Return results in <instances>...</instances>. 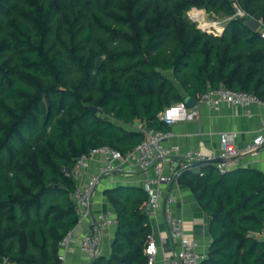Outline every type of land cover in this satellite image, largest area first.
<instances>
[{
  "label": "trees",
  "instance_id": "16d2710c",
  "mask_svg": "<svg viewBox=\"0 0 264 264\" xmlns=\"http://www.w3.org/2000/svg\"><path fill=\"white\" fill-rule=\"evenodd\" d=\"M193 8L228 17L223 32L198 27ZM262 28L264 0H0V264H60L77 223L76 159L100 146L133 150L144 138L137 121L168 131L165 108L220 86L264 102ZM200 171L187 181L210 218L200 264H264V173ZM104 194L114 239L89 264H148L147 194Z\"/></svg>",
  "mask_w": 264,
  "mask_h": 264
},
{
  "label": "built area",
  "instance_id": "2783aa9c",
  "mask_svg": "<svg viewBox=\"0 0 264 264\" xmlns=\"http://www.w3.org/2000/svg\"><path fill=\"white\" fill-rule=\"evenodd\" d=\"M233 7L236 9V17L248 19L237 3L234 2ZM196 11V9H192V12L195 13ZM196 17L189 18L193 22L199 21L195 19ZM213 25L198 27L206 29L213 34H221L223 32V29L221 30L219 26L215 28ZM261 37L264 38V28L261 29ZM223 104L243 107L248 114V109L251 105H260L262 102L251 93L234 91L220 86L208 88L192 107H187L184 101H180L165 108L158 117L167 127H170L178 121L194 120L198 116L199 105L217 110ZM143 133V140L126 154H122L108 146H100L92 149L89 155H83L76 159L73 170L76 188L72 195V200L77 214V223L75 228L69 231L60 241L59 249L63 250L70 243L75 242V229L87 222V230L79 238L78 246L89 262L98 256L104 231L117 224L116 215L108 209L95 214L91 213L90 209L94 192L101 179L108 178L112 182V177L116 173H122L125 177L140 174L142 178L140 187L147 194L144 211L149 219H153L162 208L163 190L161 186L171 184L178 175L176 170L168 172L164 170L165 165L172 156L181 155L184 161V168L194 162H213L219 158L222 162L216 164L219 171L223 172L236 167V158L238 156L254 152L264 145V133L257 134L244 148H238L230 135L222 133L220 135V152L218 155L204 156L199 151L190 150L180 154L177 146L166 144V141L171 136L170 131L145 129ZM94 164L95 172L85 179V174L90 170L91 165ZM199 174L202 175L201 172ZM164 221L175 249L171 256L163 258L162 264H200L203 257L197 251V243L185 235L182 218L173 216L170 212L165 211ZM259 237L264 238V229H262ZM145 253L148 256V264H156L158 247L151 235L148 236ZM59 261L60 264H63L64 255L59 254ZM3 264L13 263L5 261Z\"/></svg>",
  "mask_w": 264,
  "mask_h": 264
},
{
  "label": "crops",
  "instance_id": "0c3cea01",
  "mask_svg": "<svg viewBox=\"0 0 264 264\" xmlns=\"http://www.w3.org/2000/svg\"><path fill=\"white\" fill-rule=\"evenodd\" d=\"M224 23L223 27L225 28L226 23ZM248 110L249 113L247 114L243 107L223 104L217 110H213L204 105H199L198 116L194 120L178 121L169 127L168 131H170L171 136L166 144L177 146L180 154L190 150L199 151L204 156L218 155L220 152V135L227 133L238 148H244L257 134L264 133V102L260 105H251ZM140 128L142 130L147 129L144 125ZM211 164L217 165L216 163ZM204 165L191 168L188 175H181L182 171L187 169L184 168L181 155L172 156L165 165V172L176 170L178 175L171 184L161 186L163 190L162 208L155 218L150 219V235L158 247L156 264H162L163 258L171 256L175 249L164 221L165 211L182 218L185 235L197 243V251L203 259L207 255L210 244L208 232L210 218L202 211L187 185L189 176L199 174ZM235 168L254 169L264 173V145L254 152L238 156ZM94 172L95 164L91 165L90 170L85 174V179ZM141 180L140 174L125 177L122 173H116L112 177V182L108 178L101 179L94 192L91 213L95 214L107 209L114 213L104 191L116 186L140 187ZM115 229L116 226H112L104 231L98 255L109 254ZM86 230L87 222H84L75 229L76 241L70 243L63 250L59 249V254L64 255L63 264H89L78 246L79 238Z\"/></svg>",
  "mask_w": 264,
  "mask_h": 264
},
{
  "label": "rangeland",
  "instance_id": "374dc122",
  "mask_svg": "<svg viewBox=\"0 0 264 264\" xmlns=\"http://www.w3.org/2000/svg\"><path fill=\"white\" fill-rule=\"evenodd\" d=\"M195 9V8H194ZM234 9H235V7H234ZM197 11L194 13V12H192V9L190 10V11H188L187 13H186V15L188 16V17H190V18H194L195 16H197L195 19H198L199 21H196V23H197V25L198 26H202V27H206V26H208L209 24H214L213 25V27H215V28H217V26H219L220 27V29L222 30H224V25H223V23L225 22H227L228 20H229V18L228 17H225L224 15H218L217 17L216 16H213L212 14H208V13H206L204 10H202V9H196ZM235 11H236V9H235ZM213 19V20H212ZM222 23V24H221ZM224 23V24H225ZM135 126L137 127V128H140L141 126H142V123L141 122H139V121H137L136 122V124H135Z\"/></svg>",
  "mask_w": 264,
  "mask_h": 264
},
{
  "label": "water",
  "instance_id": "95a60500",
  "mask_svg": "<svg viewBox=\"0 0 264 264\" xmlns=\"http://www.w3.org/2000/svg\"><path fill=\"white\" fill-rule=\"evenodd\" d=\"M243 24L245 26H247L248 28H250L251 30H253V31H257L259 29V27H260V24L256 20H254L252 18L245 19L243 21ZM184 102H185L187 107H192L195 104L196 101L194 99H192L191 97H186L184 99ZM90 109L94 113L97 112L96 108H90ZM220 162H222V160L219 159V158L214 160L213 162H194L190 166H188L187 168H193V167H197V166L204 165V164L220 163Z\"/></svg>",
  "mask_w": 264,
  "mask_h": 264
}]
</instances>
